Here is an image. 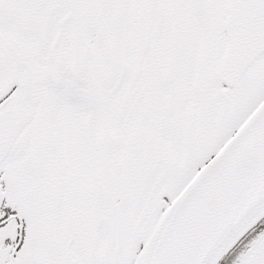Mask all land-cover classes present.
Masks as SVG:
<instances>
[{
    "label": "snow or ice",
    "instance_id": "1",
    "mask_svg": "<svg viewBox=\"0 0 264 264\" xmlns=\"http://www.w3.org/2000/svg\"><path fill=\"white\" fill-rule=\"evenodd\" d=\"M0 264H264V0H0Z\"/></svg>",
    "mask_w": 264,
    "mask_h": 264
}]
</instances>
